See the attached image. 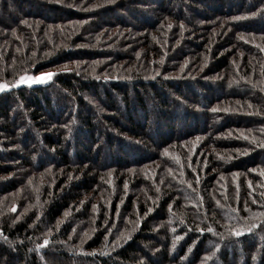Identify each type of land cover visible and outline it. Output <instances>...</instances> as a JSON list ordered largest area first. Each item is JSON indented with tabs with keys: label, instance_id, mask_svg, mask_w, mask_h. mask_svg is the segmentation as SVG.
I'll return each mask as SVG.
<instances>
[{
	"label": "trees",
	"instance_id": "obj_1",
	"mask_svg": "<svg viewBox=\"0 0 264 264\" xmlns=\"http://www.w3.org/2000/svg\"><path fill=\"white\" fill-rule=\"evenodd\" d=\"M0 83V264H264V0H0Z\"/></svg>",
	"mask_w": 264,
	"mask_h": 264
},
{
	"label": "snow or ice",
	"instance_id": "obj_2",
	"mask_svg": "<svg viewBox=\"0 0 264 264\" xmlns=\"http://www.w3.org/2000/svg\"><path fill=\"white\" fill-rule=\"evenodd\" d=\"M56 73L54 72H48V73H40L39 75H22L20 76L19 80L17 81V84H27V85H31L33 83H45L47 82L48 80H50ZM11 85L9 84H5V83H0V91H4L8 88H10ZM214 111H216V109H213ZM262 175H264V173H262ZM251 186V185H250ZM200 231H203L202 229ZM209 232L212 231L211 228L208 229ZM235 235L236 236H241L243 235L242 232H235ZM48 244V241L45 240L44 241V245H47Z\"/></svg>",
	"mask_w": 264,
	"mask_h": 264
},
{
	"label": "rangeland",
	"instance_id": "obj_3",
	"mask_svg": "<svg viewBox=\"0 0 264 264\" xmlns=\"http://www.w3.org/2000/svg\"><path fill=\"white\" fill-rule=\"evenodd\" d=\"M48 72H54V70H48V71H45V72H42V73H48ZM40 74V73H39ZM39 74H37V75H39ZM53 78V77H52ZM51 78V79H52ZM50 79V80H51ZM50 80H48L47 82H45V83H33V84H46V83H48ZM20 86L21 85H24V84H19ZM27 85V84H26ZM32 85V84H31ZM16 86H18V84L16 83Z\"/></svg>",
	"mask_w": 264,
	"mask_h": 264
}]
</instances>
